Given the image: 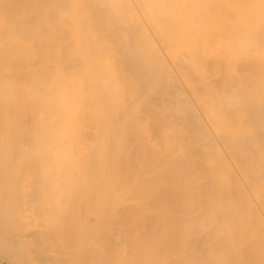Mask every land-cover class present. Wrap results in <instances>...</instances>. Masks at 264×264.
Here are the masks:
<instances>
[{"label":"bare ground","instance_id":"bare-ground-1","mask_svg":"<svg viewBox=\"0 0 264 264\" xmlns=\"http://www.w3.org/2000/svg\"><path fill=\"white\" fill-rule=\"evenodd\" d=\"M0 250L264 264V0H0Z\"/></svg>","mask_w":264,"mask_h":264},{"label":"rangeland","instance_id":"rangeland-1","mask_svg":"<svg viewBox=\"0 0 264 264\" xmlns=\"http://www.w3.org/2000/svg\"><path fill=\"white\" fill-rule=\"evenodd\" d=\"M3 250V249H2ZM0 250V263L2 264H13L11 261V257L5 253V251Z\"/></svg>","mask_w":264,"mask_h":264},{"label":"crops","instance_id":"crops-1","mask_svg":"<svg viewBox=\"0 0 264 264\" xmlns=\"http://www.w3.org/2000/svg\"><path fill=\"white\" fill-rule=\"evenodd\" d=\"M0 264H2V263H0Z\"/></svg>","mask_w":264,"mask_h":264}]
</instances>
